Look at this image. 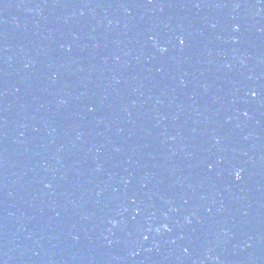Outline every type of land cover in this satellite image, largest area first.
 <instances>
[{"label":"water","instance_id":"obj_1","mask_svg":"<svg viewBox=\"0 0 264 264\" xmlns=\"http://www.w3.org/2000/svg\"><path fill=\"white\" fill-rule=\"evenodd\" d=\"M0 264H264V0H0Z\"/></svg>","mask_w":264,"mask_h":264},{"label":"snow or ice","instance_id":"obj_2","mask_svg":"<svg viewBox=\"0 0 264 264\" xmlns=\"http://www.w3.org/2000/svg\"><path fill=\"white\" fill-rule=\"evenodd\" d=\"M180 43H181V44H183V43H184V41H183V40H181V41H180ZM254 95H255V93H254ZM236 176H237V179H239V178H240V175H239V173H237V174H236ZM165 227H167V225H165ZM145 239H147V237H145Z\"/></svg>","mask_w":264,"mask_h":264}]
</instances>
